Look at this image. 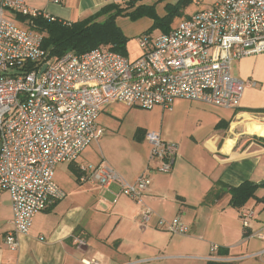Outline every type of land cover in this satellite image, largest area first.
Listing matches in <instances>:
<instances>
[{"label": "built area", "instance_id": "2783aa9c", "mask_svg": "<svg viewBox=\"0 0 264 264\" xmlns=\"http://www.w3.org/2000/svg\"><path fill=\"white\" fill-rule=\"evenodd\" d=\"M42 1L59 5L63 0ZM16 12L56 18L29 0H0V192L10 198L12 228L4 238L10 250L17 249L18 236L29 232L38 212L65 196L54 180L55 167L76 162L103 135L97 119L104 105L171 109L174 99L185 98L234 108L256 82L233 76L232 62L264 53V0H212L166 32L141 34L143 53L134 59L104 46L48 59L43 35L20 26ZM145 137L149 160L169 172L177 144L154 131ZM80 169V181L105 189L118 184L120 193L141 205L140 223H149L152 211L143 204L148 174L129 182L105 161ZM239 216L246 228L253 212L242 210ZM158 224L171 233L188 231L179 217L160 218ZM84 262L98 264L96 259Z\"/></svg>", "mask_w": 264, "mask_h": 264}, {"label": "crops", "instance_id": "0c3cea01", "mask_svg": "<svg viewBox=\"0 0 264 264\" xmlns=\"http://www.w3.org/2000/svg\"><path fill=\"white\" fill-rule=\"evenodd\" d=\"M155 1L140 0L137 4L154 5L158 14L160 4ZM108 3L63 0L59 5L46 6L49 14L71 22L88 17ZM146 18L150 28L153 20ZM144 32L146 29L139 36ZM236 63L233 76L256 82L245 89L238 106L224 108L176 98L171 109L153 108L163 113L167 123L163 132L146 120H134L133 124L128 121L129 136L122 141L126 150L121 142L112 158H105L102 153L96 161L79 156L76 162L59 163L66 164L74 180L55 181L65 196L34 216L29 232L18 236L16 250H10L4 241L12 228V210L8 193L0 192V264H86L84 260L90 259H96L98 264H131L146 258L144 254L152 244L166 243L160 238L171 232L161 227L158 220L174 217L191 230L182 245L203 243L198 257L238 264L249 258L264 264V136L251 133L252 123H264V113L260 112L264 109V53L243 57ZM116 104L127 107L129 113L137 114L142 109L119 102L104 105L97 119L103 135L122 129L117 122L121 119L119 111L109 113V117L101 116L104 109ZM150 131L177 144L172 169L167 173L157 170V161L149 160L150 144L145 134ZM105 160L129 182L142 173L150 176L151 184L143 197V204L152 211L148 224L140 223L141 205L120 193L118 184L105 189L88 179L80 181L82 165ZM245 182L253 185V195L236 206L231 189ZM242 210L253 212L246 228L239 216ZM207 245L209 255L205 251ZM213 245L217 249H212Z\"/></svg>", "mask_w": 264, "mask_h": 264}, {"label": "rangeland", "instance_id": "374dc122", "mask_svg": "<svg viewBox=\"0 0 264 264\" xmlns=\"http://www.w3.org/2000/svg\"><path fill=\"white\" fill-rule=\"evenodd\" d=\"M160 1V2H159ZM178 0H156V4H160L158 7V16L164 17L165 11L164 7L166 4H176ZM212 0H202L198 2V0H191V2L184 7H181V11L179 14L173 17V20L170 24V28L174 27L183 17L187 14L193 13L195 9H203L209 5H211ZM29 4L33 7L44 9L45 12L49 13V9L42 0H29ZM14 15V13H13ZM104 17L99 18V20L103 19ZM149 19L146 17H140L138 19L130 20L128 17H120L117 22L121 26V28L129 35L126 41V54L130 59H134L142 55L143 48L139 44V34L141 31L146 29L150 31L152 34L159 33L160 29L156 26L147 28L149 25ZM236 61L235 60L231 64V70L235 72L236 70ZM139 110V111H138ZM136 111L137 114L127 111V107L122 105H112L108 106L107 109H104V112L101 113V116L107 117L109 113L114 111H119L121 113V119L117 120L119 124H122V129L119 131H110V134L103 135V140H98L97 142H92L84 151L80 154L81 159L85 160L91 158V161H96L100 159L101 154L103 153L106 157L105 158H112L113 152L117 151L121 142L126 139L125 137L129 136L127 132L126 124L129 121L130 123H134V120H140L144 122V120L148 121V124L152 123L155 124L157 129L161 132L165 130L167 127L166 121L163 120V113L157 112L155 109L151 110H144L138 109ZM103 114V115H102ZM124 115V117H123ZM109 117V116H108ZM162 117V121L161 120ZM113 118V117H112ZM159 118V119H158ZM102 119V117H101ZM130 132V129H129ZM106 139H111L110 142L106 141ZM123 149L126 150V143L122 142ZM103 159V158H102ZM104 160V159H103ZM105 163L106 160H105ZM108 164V163H107ZM109 165V164H108ZM110 166V165H109ZM66 178L74 180V176L68 170L66 164H59L55 167V181L62 182ZM191 230H188L186 233H164V237L160 238V240H164L163 245L157 246L152 244V248L147 249L145 252L143 260H135L134 263L131 264H208V261L213 260L215 258H200L198 257L199 248L203 246V243L198 242V244L193 245H182L186 240V236L190 235ZM256 238V237H255ZM190 240V239H189ZM172 242L174 245H170ZM169 243V247L167 244ZM182 245V246H181ZM208 245L205 248L207 255L210 253L208 252ZM157 256V257H155ZM135 259V258H132ZM141 259V258H140ZM243 264H260L259 261L256 259H249L243 258Z\"/></svg>", "mask_w": 264, "mask_h": 264}, {"label": "trees", "instance_id": "16d2710c", "mask_svg": "<svg viewBox=\"0 0 264 264\" xmlns=\"http://www.w3.org/2000/svg\"><path fill=\"white\" fill-rule=\"evenodd\" d=\"M140 0H130L126 3H108L95 13L81 20L66 22L42 16H27L18 12L13 18L21 26L37 31L43 35V47L47 51L48 59H55L67 51L83 53L98 46H104L121 55L126 54L127 36L117 24V18L129 16L132 20L149 17L153 20L151 27H158L159 32L170 29L173 17L180 13L181 7L187 6L191 0H178L176 4L164 6L165 16L160 17L154 5L137 4ZM104 17L99 20V18ZM150 27V28H151ZM147 33H151L147 31ZM264 113V109L260 110ZM79 174V172H78ZM253 195V185L250 182L231 189V199L236 206H240L248 197ZM208 264H238L208 261Z\"/></svg>", "mask_w": 264, "mask_h": 264}, {"label": "bare ground", "instance_id": "6f19581e", "mask_svg": "<svg viewBox=\"0 0 264 264\" xmlns=\"http://www.w3.org/2000/svg\"><path fill=\"white\" fill-rule=\"evenodd\" d=\"M251 133H255V134H258L260 136H264V123H259L258 121L252 123Z\"/></svg>", "mask_w": 264, "mask_h": 264}, {"label": "water", "instance_id": "95a60500", "mask_svg": "<svg viewBox=\"0 0 264 264\" xmlns=\"http://www.w3.org/2000/svg\"><path fill=\"white\" fill-rule=\"evenodd\" d=\"M45 67H46V64L43 65V67L41 68V71H43L45 69Z\"/></svg>", "mask_w": 264, "mask_h": 264}]
</instances>
